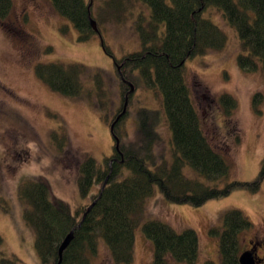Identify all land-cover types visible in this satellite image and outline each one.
<instances>
[{"label":"rangeland","instance_id":"obj_1","mask_svg":"<svg viewBox=\"0 0 264 264\" xmlns=\"http://www.w3.org/2000/svg\"><path fill=\"white\" fill-rule=\"evenodd\" d=\"M107 1L110 0H89L88 8L99 18L101 39L111 54L104 50L98 35L79 41L77 29L49 0H12L9 15L0 22V259L14 255L20 264H41L34 245V230L23 218L24 204L18 188L34 176H41L54 198L67 202L73 211L89 203L90 197H83L77 186L79 163L89 155L98 166L104 167L105 158L114 152L115 141L118 139V147L120 142L119 138H113L111 125L113 128L119 123L127 131L125 139L133 140L138 109L159 112L156 130L162 141L155 148L156 154L161 153L157 161L163 158L168 165L172 162V133L158 87L142 83L134 88L114 64V59L141 48L134 26L137 21H148L150 7L141 1L126 0L123 20L118 23L107 16L113 12ZM203 16L216 24L227 40L220 49L188 59L184 77L201 128L229 170L215 181L188 164L182 167V173L221 189L231 181H253L263 168L264 75L258 61L257 69L250 71L237 63L238 55L245 51L221 9L208 6ZM40 62H78L91 70H101L105 94L98 96L93 81L87 77L82 82L83 92H89V98H70L53 91L34 74ZM122 81L129 88L132 85L133 90L124 89L121 93ZM222 94L235 100L228 114L219 100ZM256 94H261V99L255 103ZM100 104H103L101 111ZM124 105L123 114L116 119ZM103 111L108 115L106 122ZM126 112L122 124L119 121ZM98 187L94 184L91 193ZM159 191L154 185L153 192L142 203L134 227L133 264H152L153 245L142 230L143 223L150 219L160 220L176 231L193 229L198 237V264L206 260L221 264L219 237L209 231L222 228L223 214L229 209L240 210L251 223L239 233L240 251L248 249L249 241L264 242V178L255 190L234 189L200 206L169 202ZM97 246L88 264H117L102 237H98Z\"/></svg>","mask_w":264,"mask_h":264},{"label":"trees","instance_id":"obj_2","mask_svg":"<svg viewBox=\"0 0 264 264\" xmlns=\"http://www.w3.org/2000/svg\"><path fill=\"white\" fill-rule=\"evenodd\" d=\"M11 1L0 0L1 23L12 9ZM49 1L77 29L79 41L98 35L92 29L90 17L96 21L101 39L100 20L94 16L92 8H87L89 0ZM125 1H107L113 10L107 16L122 22ZM136 1L144 2L151 11L147 22L137 21L134 26L141 48L121 59H114L115 69L118 66L123 78L131 81L134 88L142 83L158 87L172 133V162L168 165L163 158L157 161L161 153L156 154L155 148L162 141L156 130L159 112L140 108L136 114L138 122L133 140L125 139L127 131L122 130L119 123L112 128L113 138L120 140L119 147L114 146L113 154L104 160V167L98 166L89 155L79 163L77 186L83 197H90L89 203L81 204L73 211L67 202L54 198L44 177L34 176L24 182L18 188V196L24 204L23 218L34 230V245L41 264H88L89 257L97 251L98 237L104 239L115 263L133 264L134 227L139 221L142 203L151 195L154 185L169 202L200 206L208 200L226 196L234 189L255 190L264 178V160L261 172L253 181H231L221 189L182 173V167L188 164L199 174L215 181L229 170L225 159L201 128L184 77V64L188 59L196 54L204 55L208 50L220 49L227 40L225 33L204 17L203 12L208 6L222 10L245 51L238 55L237 63L243 70L250 71L257 69L258 61L264 75V0ZM101 42L104 50L111 54L102 39ZM34 74L50 89L70 98H89V92H83L84 77L93 81L98 96L105 94L103 72L91 70L78 62H40L35 66ZM127 87L122 81L121 93L130 89ZM260 99L261 94H256L254 102ZM219 100L227 114L235 106V100L228 94H222ZM98 108L101 111L103 104ZM127 114L119 122L123 124ZM107 118L104 112V122L108 121ZM52 135L55 138V134ZM124 172L126 175L123 176ZM120 175L122 178L118 179ZM94 184L99 187L91 193ZM93 201V206L82 219ZM221 221L220 230L213 228L209 231L219 237L221 264H240L239 233L248 229L251 223L238 209L224 212ZM71 230L73 237L58 262L57 249ZM142 230L153 245L152 264H198V237L193 229L176 231L160 220L150 219L143 223ZM19 261L11 255L1 257L0 264H20ZM203 264L213 263L206 260Z\"/></svg>","mask_w":264,"mask_h":264},{"label":"water","instance_id":"obj_3","mask_svg":"<svg viewBox=\"0 0 264 264\" xmlns=\"http://www.w3.org/2000/svg\"><path fill=\"white\" fill-rule=\"evenodd\" d=\"M88 7H90V4L88 5ZM89 19H90V23L92 25V29L98 34V36H100V32H99V29L97 27L96 21L94 19H92L91 17ZM130 86H131V88L129 90L132 91L133 87H132V85H130ZM124 104L126 105V101H125ZM125 105L123 107V110L117 115L116 119H118L123 114V112L125 110ZM112 126H113V124L111 125L110 130H112ZM115 146H116V149H118V139L115 141ZM106 182H107V178L105 179L103 184H101L102 188L105 186L104 184H106ZM93 204H94V201L91 202L90 205H88V207L86 208L85 213L83 214L82 219L84 218L85 214H87V212L91 209ZM72 237H73V230H71L66 235V237L63 238L64 240L62 241L61 245L59 246V249H57L58 250V255H59V259H58L59 261L58 262L61 261L60 259L62 257L63 250L68 246V244L71 241ZM254 260H255V258L253 256V252L251 250H245V251L243 250V252H241L240 255H239L240 264H256V261H254Z\"/></svg>","mask_w":264,"mask_h":264},{"label":"flooded vegetation","instance_id":"obj_4","mask_svg":"<svg viewBox=\"0 0 264 264\" xmlns=\"http://www.w3.org/2000/svg\"><path fill=\"white\" fill-rule=\"evenodd\" d=\"M264 242H254L249 241L248 242V249L245 250H251L253 252V256L255 258L254 261H256V264H264ZM261 251V254H258V252Z\"/></svg>","mask_w":264,"mask_h":264}]
</instances>
